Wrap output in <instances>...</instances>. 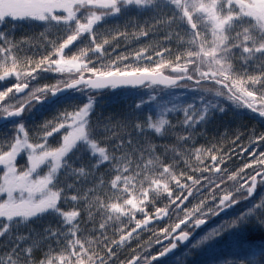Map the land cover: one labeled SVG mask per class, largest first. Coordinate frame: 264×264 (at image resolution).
<instances>
[{
	"label": "snow or ice",
	"instance_id": "snow-or-ice-1",
	"mask_svg": "<svg viewBox=\"0 0 264 264\" xmlns=\"http://www.w3.org/2000/svg\"><path fill=\"white\" fill-rule=\"evenodd\" d=\"M132 13L148 17L133 25L141 36L163 33L165 43L141 45L113 57L119 44L112 41L125 32L105 33L96 26L107 17ZM7 19L40 22L46 31L41 33L45 51L39 58L27 55L23 38L17 41L0 33V81H16L13 87L0 90L4 118L19 117L34 103L68 89L85 93L87 103L71 111L65 108L44 122L32 133V142L21 123L12 137L0 143V237L11 236L14 226H26L45 214L58 218L55 230L44 229L43 259L35 254V240L29 234L10 242L12 251L6 253L7 259L0 258V264H153L158 256L189 242L208 221L251 200L258 189L264 190V151L250 152V159L230 170L234 149L224 151L219 143L196 145L199 126L216 111L225 112V101L264 117V0H0V24ZM49 28L55 33H48ZM78 40L87 43L72 52L70 46ZM66 69L75 70L78 78L63 86L32 85L43 73L62 74ZM121 87L199 94L202 110L189 104L182 111L183 119L165 129L176 138L179 152L165 146L158 154L148 138L150 129L161 133L164 119L154 122L149 115L144 122H134L138 141L131 133L119 136L108 124L90 123L93 93ZM176 109V105L165 106L162 112ZM54 133L61 136L55 146L49 143ZM248 138L249 145L236 156L243 158L253 143L261 145L264 132H252ZM81 148L90 149L92 163L77 173L70 157ZM22 150L26 162L20 165ZM193 155L196 164L189 163ZM41 166L48 168L46 175L38 171ZM58 172L66 178L63 182ZM206 172L215 175L207 185L208 196L189 208L184 201L202 194L206 186L201 177ZM67 177L73 179L69 182ZM165 195L168 202L158 206L157 199ZM150 204L152 213L146 211ZM171 205L175 207L170 209ZM172 216L176 220L161 229L162 236H156L155 242L162 244L158 255L139 244L140 251L131 247L143 231L155 235V229L149 228L153 220ZM251 220L264 227V196L212 228L204 239L219 237ZM122 250L132 255L124 258Z\"/></svg>",
	"mask_w": 264,
	"mask_h": 264
},
{
	"label": "trees",
	"instance_id": "trees-1",
	"mask_svg": "<svg viewBox=\"0 0 264 264\" xmlns=\"http://www.w3.org/2000/svg\"><path fill=\"white\" fill-rule=\"evenodd\" d=\"M147 18V16L137 17L135 13L119 17H107L106 22L102 21L98 23L96 27L99 31L105 33H111L116 29L125 32L124 36L118 37L116 40L112 41L113 44H119L116 51L112 52V56L115 57L118 53L131 51L139 48L141 45L157 47L165 43L163 40V33H157L155 35L150 34L148 37H144L140 35V29L133 26L138 22L142 24ZM45 31L46 29L41 23L36 21H12L7 19L4 23L0 24V33H8L10 34V39L15 38L17 41H21L23 38L24 51L29 57L35 56L39 58L44 53L45 49L42 46L43 40L41 38V33ZM55 31L56 30L53 28L47 29L48 33L54 34ZM86 43L87 41L82 43L78 40L70 46V49L72 52H75ZM173 47H175V43H173ZM65 51L68 52L69 50L66 49ZM89 75L90 73H85L86 77ZM78 76L79 74L75 73V70L68 71L67 69L62 74L43 73L38 80L32 81V85H55L59 83L63 86L65 81H70L72 77L78 78ZM15 82L14 78H7L4 81H0V90L13 87ZM152 95L157 97L156 100L153 101L150 99ZM198 96L199 94L192 90H170L159 87L155 92L151 89L144 88L136 90L108 88L98 93H93L94 99L92 109L89 112V120L93 125L97 122L101 125L108 124L119 136H127L131 133L133 140L138 141L140 138L136 136V133L132 130L134 122H144L149 115L152 116L154 122L164 119L166 123L161 133L157 134L154 132V129H150L148 138L158 147V154L164 151L165 146H167L170 151L175 148L179 152L180 150L176 138L171 134L165 133V129H168L170 125L177 124L178 121L183 119L182 111L184 108H187L189 104L199 106V110H202L203 104L198 99ZM48 98L49 97L46 99ZM44 100L40 103H34L30 106V110L25 109V112L19 119L0 125V143L12 137L14 129L21 123L26 126V131L29 132V142H32V133L43 125L44 122L52 120L54 116L65 108L71 111L77 106H83L84 103H87V96L85 93L75 90L59 97L50 104H46ZM141 102H143L142 106L138 109L136 105ZM173 105L177 106L175 111L168 113L162 112L165 106L173 107ZM224 107L226 108L225 112L221 113L216 111L205 123L199 126L198 131L200 134L196 137V145L200 147L212 143H219L222 145L224 151H232L234 149V157L236 152H240L239 149H236V143H238L235 140L236 135L239 134V138L241 139H244V137L249 139L250 133L263 132L264 127L260 126L259 123L257 124L253 119L243 116L242 111L235 108L230 102L225 101ZM3 115L2 109H0V117ZM245 122L248 123L247 126L243 125ZM125 123L127 127L120 126ZM98 135H103V133H98ZM53 138L54 142H52L51 137L49 138V143L55 146L57 142L61 140L60 133H54ZM113 143H115V141H113ZM253 146L256 147V149L264 151L263 144H261L263 148L255 143H253ZM89 152L90 149L81 148L79 153H73L70 157L77 173L80 167L84 166L85 170H87V166L92 163ZM206 155L207 153H205V156ZM77 156H79V158H77ZM245 156L246 154H243V157ZM93 159H95V157H93ZM25 162L26 156L23 154L18 158V163L22 165ZM189 163H197L195 155H193ZM231 163L232 161H229V169L237 170V164L233 163V167H230ZM101 171H103V165H101ZM0 175H2V172H0ZM57 175L60 176V173L58 172ZM194 175L201 174L194 173ZM205 177L208 179H205ZM60 178L62 182L66 179L64 176H60ZM214 178L215 175L212 172L203 173L201 184L206 187L202 189V194L198 195L196 199L189 197L188 200L184 201V204L190 208L193 202L198 203L199 200L208 196L210 189L207 185H209L210 180ZM72 179L73 177H67L69 182ZM190 183L189 181V184ZM196 187L200 186L197 185ZM192 191L195 192V188H193ZM211 191H219V189L211 188ZM260 196H264V190L258 189L251 200L243 201L228 210L225 214L209 221L202 229L196 231L195 235L186 246H179L170 256L159 261H154L153 264H264V227H261L254 220L243 224L239 228L225 232L219 237L204 239V237L208 236L212 228H215L219 223H223L224 220H231L235 216H238L245 208L251 207L254 200L258 201ZM167 202V197L165 195L158 198L156 204L163 207ZM208 202H212L210 198ZM177 203H179V201H177ZM63 207L67 208L68 206L64 205ZM174 207L175 205H171L170 209ZM146 211L149 213L154 212L153 206L150 204ZM181 215L183 214L181 213ZM140 217L141 214L137 213L136 218ZM175 220V216L153 220L149 228L155 229V235L153 231H143L138 240L132 241L131 247L140 251L141 249L137 248L139 244L143 249L158 255L162 244L155 242L156 236H162L161 229L163 227H168L169 224ZM99 222V219H97V224ZM57 225L58 218L54 214H45L41 218L32 219L26 226H14L11 236L5 235L0 237V258L12 251L10 242L16 236L28 237L29 234H31L32 239L35 240V244L32 245L34 252L40 259H43V253L47 251V244L43 239L44 229L51 227L55 230ZM111 234L112 230L109 229V235ZM162 243L163 245H167L168 242L162 241ZM28 244H32V240H29ZM28 244L25 246L27 247ZM192 244L197 246L192 248ZM121 255L126 258L132 255V252L122 250Z\"/></svg>",
	"mask_w": 264,
	"mask_h": 264
},
{
	"label": "rangeland",
	"instance_id": "rangeland-1",
	"mask_svg": "<svg viewBox=\"0 0 264 264\" xmlns=\"http://www.w3.org/2000/svg\"><path fill=\"white\" fill-rule=\"evenodd\" d=\"M264 127V126H263ZM61 131H63V130H61ZM263 132H264V130H263ZM249 134V133H248ZM250 135V134H249ZM238 143H236V149H239V151L241 150V148H243V147H245V146H247L248 145V143H250V141H249V139H247L246 137H244V139H241V138H239L238 140L237 139H235ZM58 141V140H57ZM52 142H54V138L52 137ZM262 144L264 145V142H262ZM261 146V145H260ZM262 147V146H261ZM263 148V147H262ZM257 151V152H259V151H261L260 149H256V147H254L253 146V144H252V146H251V148L249 149V152H244L243 154H246V156H247V154H248V156L246 157H243V158H241V157H239V156H234L233 157V160H232V163L230 164V167H233V163H236L237 165V167H239L242 163H244L245 162V160H247V159H250V156H249V153L250 152H252V151ZM22 152H23V154L26 156V151H24V150H22ZM2 167V166H1ZM234 169V168H233ZM38 171L41 173V175H46L47 174V172H48V168L46 167V166H41V168L40 169H38ZM246 171H248V172H250L251 171V169H247ZM58 174V173H57ZM193 204H196V202H193L192 203V205ZM191 205V206H192ZM190 206V207H191ZM165 218V217H164ZM1 258H4V259H7V256H3V257H1Z\"/></svg>",
	"mask_w": 264,
	"mask_h": 264
},
{
	"label": "water",
	"instance_id": "water-1",
	"mask_svg": "<svg viewBox=\"0 0 264 264\" xmlns=\"http://www.w3.org/2000/svg\"><path fill=\"white\" fill-rule=\"evenodd\" d=\"M106 89H108V88H106ZM106 89H103V90H106ZM115 89H132V88H115ZM138 89V88H137ZM71 90H73V89H68V90H65V91H63V92H60V93H58L56 96H49V98L48 99H45L44 100V102L46 103V104H50L51 102H53V101H55V100H57L59 97H62V96H64V95H66V94H68ZM27 91V90H26ZM100 91H102V90H98V91H96V92H94V93H98V92H100ZM21 95H23V94H21ZM22 116V115H21ZM21 116H19V117H12V118H4V115L3 116H1L0 117V125H2V124H5V123H7V122H9V121H12V120H16V119H19ZM254 195H255V193H254ZM231 209V208H230ZM230 209H228V210H230ZM227 210V211H228ZM226 211V212H227ZM225 212V213H226ZM225 213H222L221 215H223V214H225ZM215 218H217V217H215ZM214 218V219H215ZM163 219V218H162ZM211 221V220H210ZM209 222V221H208ZM206 225V224H205ZM204 225V226H205ZM203 226V227H204ZM202 227V228H203ZM201 228V229H202ZM200 230V229H199ZM193 237V236H192ZM192 237H190V240H191V238ZM189 242H187V243H185V244H182V245H180L181 247H184V246H186L187 244H188ZM175 251V250H174ZM173 251V252H174ZM173 252H171V253H168L167 255H165V256H163V257H159L158 256V259L156 260V261H159V260H162V259H164V258H167L168 256H170Z\"/></svg>",
	"mask_w": 264,
	"mask_h": 264
},
{
	"label": "flooded vegetation",
	"instance_id": "flooded-vegetation-1",
	"mask_svg": "<svg viewBox=\"0 0 264 264\" xmlns=\"http://www.w3.org/2000/svg\"><path fill=\"white\" fill-rule=\"evenodd\" d=\"M239 110L242 111L243 116H247V117L253 119L254 121L257 122V124L259 123V125L262 126V127L264 126V117H259L258 114L253 113V112H251V111H249L247 109H239ZM243 125L247 126L248 123L245 122V123H243Z\"/></svg>",
	"mask_w": 264,
	"mask_h": 264
},
{
	"label": "bare ground",
	"instance_id": "bare-ground-1",
	"mask_svg": "<svg viewBox=\"0 0 264 264\" xmlns=\"http://www.w3.org/2000/svg\"><path fill=\"white\" fill-rule=\"evenodd\" d=\"M72 91H75V89L71 90V92H72Z\"/></svg>",
	"mask_w": 264,
	"mask_h": 264
}]
</instances>
